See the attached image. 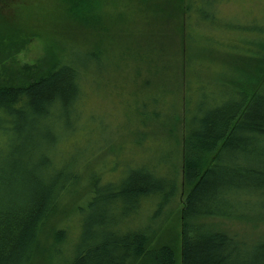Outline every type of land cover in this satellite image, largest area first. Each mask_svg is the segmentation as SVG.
I'll list each match as a JSON object with an SVG mask.
<instances>
[{
    "label": "trees",
    "instance_id": "obj_1",
    "mask_svg": "<svg viewBox=\"0 0 264 264\" xmlns=\"http://www.w3.org/2000/svg\"><path fill=\"white\" fill-rule=\"evenodd\" d=\"M53 1L47 37L68 26L98 40L49 51L36 72L0 73V264H264V231H255L264 226V26L220 27L218 0H134L122 17L107 8L117 0ZM112 29L133 41L115 57ZM126 52L150 64L140 85H154L153 99L135 105L149 130L134 157L90 169L98 118L87 109L88 71ZM215 68L229 77L215 85H236L221 99L194 88L210 85L201 75ZM177 198L178 227L169 222Z\"/></svg>",
    "mask_w": 264,
    "mask_h": 264
},
{
    "label": "rangeland",
    "instance_id": "obj_2",
    "mask_svg": "<svg viewBox=\"0 0 264 264\" xmlns=\"http://www.w3.org/2000/svg\"><path fill=\"white\" fill-rule=\"evenodd\" d=\"M220 2L217 24L220 27L226 25L232 26H264V0H218ZM116 6H110V14L121 15L125 12L124 9H129L130 12L136 8L134 0H117ZM218 9V7H217ZM55 10V2L53 0H0V40L5 41L8 45L7 49L0 51V73L10 71V74L25 71L41 70L48 66L50 60L49 51H54L56 54L59 47L73 46L78 44L82 48L92 47L95 40L96 33L89 31L80 34L78 30L65 26L60 30L58 39L49 38L46 34L53 32L51 21H49V14ZM108 12V13H109ZM133 16L132 14H128ZM121 21V20H120ZM253 27V26H252ZM243 30V29H242ZM241 30V31H242ZM240 31H233V33L215 32L211 33L212 38L222 42L235 40L239 43L241 40ZM203 33V32H202ZM201 33V34H202ZM112 34L116 36L115 41H109L111 55L119 54L126 47L131 46L133 41L126 39L125 35L116 33V29H112ZM237 34V35H236ZM236 35V36H235ZM247 35V33H246ZM246 35H243V37ZM249 35V33H248ZM254 36V34H251ZM121 38V39H120ZM125 39L127 42H125ZM139 40V39H138ZM148 40V38H147ZM22 43V46L17 48L14 44L12 47L10 42ZM65 42V44H64ZM126 43V44H125ZM200 44L204 46L206 42L204 39L200 40ZM21 45V44H20ZM179 44H175L174 50H170V55L179 56ZM240 51L237 49H230ZM164 53H159L155 57H159L160 65L164 66L168 63V56ZM196 54V53H195ZM159 55V56H158ZM197 55V54H196ZM211 55V54H210ZM149 53V57H150ZM122 58L115 60L109 58L103 61L102 64L96 66L91 65L88 71L87 87H88V112L93 113L98 119L90 121V129L93 133V145L95 148L90 150V144L87 146V155L89 152L90 169L96 168L103 162L109 161L117 157H134L136 150V138L140 133L144 132L146 127L142 126L138 121L135 111L136 102L140 99H153L154 85L148 87L147 85H140L145 82L151 75L150 64L148 60L139 61L138 55L126 52L121 56ZM182 63L178 64L179 69ZM166 66V65H165ZM202 71V69H201ZM221 73V69L215 68L214 73H208L204 70L201 75L202 82H211L210 85H194V88L202 91L200 95L209 94L211 97L216 96L221 99L224 91L227 88H233L236 85H215L219 84L221 75L228 77V73ZM230 77H234L233 75ZM136 78V81L134 80ZM229 78V77H228ZM227 78V79H228ZM230 78V79H232ZM194 79V78H192ZM139 83H138V82ZM181 83V82H180ZM194 81L192 82V84ZM204 83V84H206ZM214 83V85H213ZM158 90L167 88L169 85H155ZM220 86V87H219ZM153 91V92H152ZM193 91V89H191ZM188 91V94L193 92ZM197 91H194L197 94ZM169 95L165 91L163 99H168ZM182 113V108H181ZM138 127L140 128L138 130ZM150 127V126H149ZM149 129H146L147 132ZM155 137H158V133ZM164 134V133H163ZM161 136V135H160ZM162 138V137H161ZM88 140V139H87ZM85 140V141H87ZM150 148L142 149L145 154L149 155ZM93 153V155L91 154ZM139 157V156H138ZM137 157V158H138ZM88 158V160H89ZM136 158V160H137ZM146 158V157H145ZM92 159V160H91ZM150 160V158H147ZM172 211L170 215V223L176 227L179 226L181 200L177 198L172 204ZM66 221L72 223V218L68 217ZM225 228L232 231L243 230L244 227L238 223L225 222ZM73 225V223L71 224ZM78 227L72 231L76 233ZM255 228V225H254ZM256 232H263L264 226L258 227ZM37 264H46L44 260L39 259Z\"/></svg>",
    "mask_w": 264,
    "mask_h": 264
}]
</instances>
